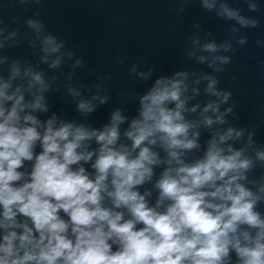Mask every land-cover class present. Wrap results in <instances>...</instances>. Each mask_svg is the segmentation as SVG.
Returning <instances> with one entry per match:
<instances>
[{"label":"clouds","instance_id":"clouds-1","mask_svg":"<svg viewBox=\"0 0 264 264\" xmlns=\"http://www.w3.org/2000/svg\"><path fill=\"white\" fill-rule=\"evenodd\" d=\"M46 43L58 50L51 38ZM34 79L43 84L39 75ZM181 85L160 78L141 97L140 118L124 133L131 148L116 147L118 125L125 120L119 112L103 130L64 122L57 127L55 117L41 125L35 116L20 113L26 108L47 111L42 96L26 103L19 87L8 94L11 84L0 85V264H224L230 250L238 264H264V219L254 211L259 197L238 183L251 161L241 159L240 150L228 146L225 152L220 146L232 137V128L219 141L208 142L203 159L193 164L181 159L182 150L198 147L196 139L188 138L193 125L181 114ZM8 101L10 108L5 107ZM173 102L175 107H169ZM79 108L92 111L85 102ZM209 109L215 112L218 106L208 104L204 112ZM216 119L223 122L222 116ZM204 122L211 126L214 121L206 116ZM93 139L99 148L90 151L86 142ZM37 141L42 151L34 155ZM158 142L169 167L155 185L159 198L153 208L136 188L161 163L147 146ZM93 156L94 176L83 166L73 168ZM257 156L264 159V153ZM24 161H34L29 173L19 171ZM106 197L111 207L103 205ZM165 200L170 203L158 211ZM121 208L130 218L116 211ZM18 216L26 220L20 222ZM241 225L257 229L256 235L241 231Z\"/></svg>","mask_w":264,"mask_h":264},{"label":"water","instance_id":"water-1","mask_svg":"<svg viewBox=\"0 0 264 264\" xmlns=\"http://www.w3.org/2000/svg\"><path fill=\"white\" fill-rule=\"evenodd\" d=\"M225 9L237 16L229 17ZM49 38L57 51L47 45ZM209 44L214 49H208ZM36 75L43 84L35 81ZM160 78L182 81L181 114L193 125L188 138L196 139L198 147L182 150L181 159L188 164L203 159L208 142L219 141V135L232 128V137L220 146L225 152L228 146L240 150V158L251 161L238 183L253 198L259 197L254 211L264 219V159L257 156L264 153V0H0V85L11 84L8 94L19 87L26 103L42 96L47 108H26L21 117L31 114L41 125L55 117L57 127L64 122L103 130L119 112L125 120L118 125L116 147L131 148L124 133L133 119L140 118L141 97ZM81 102L92 111L80 110ZM208 104L218 110L204 112ZM169 107L174 108V102ZM206 116L214 121L211 126L205 124ZM38 131L43 132V127ZM86 144L90 151L99 148L94 139ZM147 146L161 163L152 166L151 179L136 190L155 208L159 198L155 185L169 167V157L159 142ZM41 151L37 141L34 155ZM95 158L73 168L83 166L94 176ZM33 164L24 161L19 171L29 173ZM102 203L111 207L107 197ZM168 203L165 200L157 210L164 211ZM116 211L130 218L126 209ZM240 230L252 236L257 231L247 225ZM224 264H238L234 250Z\"/></svg>","mask_w":264,"mask_h":264}]
</instances>
